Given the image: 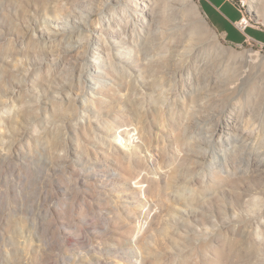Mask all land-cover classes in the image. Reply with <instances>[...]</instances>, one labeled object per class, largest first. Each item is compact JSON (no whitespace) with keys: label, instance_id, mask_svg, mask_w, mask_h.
<instances>
[{"label":"rangeland","instance_id":"rangeland-1","mask_svg":"<svg viewBox=\"0 0 264 264\" xmlns=\"http://www.w3.org/2000/svg\"><path fill=\"white\" fill-rule=\"evenodd\" d=\"M137 1L0 0V264H264V0Z\"/></svg>","mask_w":264,"mask_h":264},{"label":"crops","instance_id":"crops-1","mask_svg":"<svg viewBox=\"0 0 264 264\" xmlns=\"http://www.w3.org/2000/svg\"><path fill=\"white\" fill-rule=\"evenodd\" d=\"M239 0H203V9L210 22L216 29L225 33L232 43L246 42L247 39L240 35L235 27V23L242 18V12L239 9ZM263 46L264 49V31L250 29L246 36Z\"/></svg>","mask_w":264,"mask_h":264},{"label":"bare ground","instance_id":"bare-ground-1","mask_svg":"<svg viewBox=\"0 0 264 264\" xmlns=\"http://www.w3.org/2000/svg\"><path fill=\"white\" fill-rule=\"evenodd\" d=\"M244 1L242 0V7H244ZM148 14V9H147V6L145 4V1L144 0H138L137 3H136V13H135V17L133 18L134 21L139 24V23H142V20L145 19V16H147ZM245 19V22H247L248 24V27L250 26V22L247 20L246 17H244ZM146 21V20H145ZM195 40H191L189 41V44H188V51L191 52L193 51V46L195 44ZM99 68H101L99 66ZM98 71V69H97ZM103 74V73H102ZM97 86H94L95 87V91L92 92V94H98L99 91H100V85L101 83L99 81H97ZM97 96V95H96ZM139 129H134L133 131H121L118 133V138H119V142L121 144V149L128 153L129 152H133L134 150V147H136L138 145V140L140 138V132L138 131ZM137 131V133H136ZM136 133V134H134ZM127 179V178H125ZM144 188V185H142V182L141 181H135L133 183V189L135 191H143L142 189ZM133 264H136V263H133Z\"/></svg>","mask_w":264,"mask_h":264},{"label":"built area","instance_id":"built-area-1","mask_svg":"<svg viewBox=\"0 0 264 264\" xmlns=\"http://www.w3.org/2000/svg\"><path fill=\"white\" fill-rule=\"evenodd\" d=\"M238 4L240 7H242V0H239ZM236 26L238 29H240L242 31H245L248 28V24H247V22H245L244 18H242L239 22H237Z\"/></svg>","mask_w":264,"mask_h":264}]
</instances>
